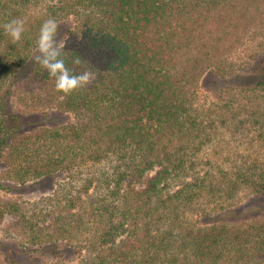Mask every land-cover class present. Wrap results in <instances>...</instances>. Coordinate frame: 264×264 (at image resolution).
Wrapping results in <instances>:
<instances>
[{"label":"trees","instance_id":"trees-1","mask_svg":"<svg viewBox=\"0 0 264 264\" xmlns=\"http://www.w3.org/2000/svg\"><path fill=\"white\" fill-rule=\"evenodd\" d=\"M49 17L68 67L93 74L68 95L31 59ZM12 18L25 33L13 43L0 27V190L60 185L56 176L83 167L79 188L67 182L30 214L0 200V223L11 216L26 251L67 264L68 253L74 264L264 263V221L230 220L246 205L233 202L241 191L264 198V153L214 164L203 153L219 126L264 149V40L248 39L264 27V0H0V26ZM208 76L220 91L251 94L250 104L227 101L205 120L195 100ZM19 93L74 122L9 142L5 111Z\"/></svg>","mask_w":264,"mask_h":264},{"label":"rangeland","instance_id":"rangeland-1","mask_svg":"<svg viewBox=\"0 0 264 264\" xmlns=\"http://www.w3.org/2000/svg\"><path fill=\"white\" fill-rule=\"evenodd\" d=\"M248 39L249 46L250 44L263 41L264 27L257 31L255 38L249 37ZM213 81L214 78L211 76L205 77L196 91L195 109L204 114L203 117L205 120H218V114H223L222 111H224L225 114V110H227L226 107L223 106L229 105L231 102L233 107L237 109L238 107H243L245 104H250L248 103V99L251 94L247 93L244 97L238 94L237 91H220L219 88H216L218 86L213 84ZM227 101L230 103L225 104ZM5 119L6 127L11 132L9 142L13 139V143H16L25 138L31 139L33 134L44 132L43 130L45 129L64 131L65 128L69 126L70 122H74V115L60 108L31 105L29 100L25 99L24 95L19 93V95L13 96L9 100L5 111ZM217 130L219 131L215 139L217 143L215 142L210 147L205 148V152H203L204 156H207L211 163L222 162L224 157L234 156L235 154L258 156L264 153V149L258 146H246V144H243L244 139H242V136H236V138H234L221 126H219ZM201 159L203 161L200 168L206 170L207 167L203 163L206 159ZM82 171L83 167L77 164L73 166V169L70 168L68 172L64 170V173L56 176V180L59 181L60 185L58 183L55 185L56 181L54 180V182H51L40 178L30 180L24 186H14L11 191L1 189L0 200L9 199L17 201L23 205L30 214V212H32L31 210H34L33 205L35 202H41L50 198L54 191H61L63 187L67 185V182L71 183L74 191V186L79 188L82 176L80 173ZM4 174L5 167L3 163H1L0 178L4 176ZM233 202L238 207L239 205H246H244V208L239 207L242 210L237 211V214L231 217L230 220H240V223L246 225L256 224V221L259 223L264 221V198H260L255 194H250L247 191H241L239 197ZM44 206H46V204ZM206 206L208 207L209 205ZM211 206L209 210H212L214 205ZM214 212L215 211H213V215L215 214ZM258 215H260L261 218H257L256 216ZM224 217L227 221L228 217ZM10 223L11 216L9 215H5L0 223V264H67L58 259L38 258L34 252L26 251L22 245L24 244L26 246L27 244L24 239H22L25 234L21 231H13ZM67 255L69 257L68 264H74L77 256L71 253Z\"/></svg>","mask_w":264,"mask_h":264},{"label":"clouds","instance_id":"clouds-1","mask_svg":"<svg viewBox=\"0 0 264 264\" xmlns=\"http://www.w3.org/2000/svg\"><path fill=\"white\" fill-rule=\"evenodd\" d=\"M3 32L15 43L21 41L25 33V21L22 18H12L2 24ZM60 24L54 17L43 20L39 26L35 41L32 62L47 71L54 81L56 91L65 95L86 86L92 78L90 71L76 72L68 67L66 41L58 38ZM82 63L76 55L71 59L73 66Z\"/></svg>","mask_w":264,"mask_h":264}]
</instances>
